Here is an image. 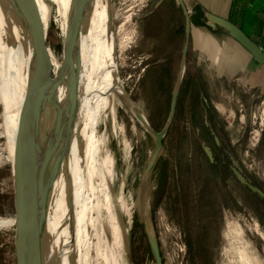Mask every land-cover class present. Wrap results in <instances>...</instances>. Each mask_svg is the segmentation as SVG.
<instances>
[{
    "label": "rangeland",
    "instance_id": "374dc122",
    "mask_svg": "<svg viewBox=\"0 0 264 264\" xmlns=\"http://www.w3.org/2000/svg\"><path fill=\"white\" fill-rule=\"evenodd\" d=\"M158 1L111 0L119 77L136 103L131 108L120 97L119 120L127 145L119 148L112 141L119 155L118 184L125 183L134 210L129 264H159L157 252L161 264H241L231 237L252 248L244 246L248 264H264V63L253 60L251 71L236 77L223 71L222 78L199 51L188 50L184 59V35L177 37L169 29L160 35L149 29V15ZM13 2L0 0V124L4 126ZM169 4L173 6L171 0ZM57 12L54 5L39 62V68L46 66L50 76L48 90L54 109L57 96L53 89L60 70L65 69L66 56L64 18ZM178 20L175 14L168 27L185 24L183 17ZM234 57L239 66L249 59L242 48ZM53 58L60 68L53 65ZM184 62L175 116L155 154L156 135L140 115L155 132H163ZM31 99L30 137L57 215L58 120L34 92ZM3 132L1 126L0 264H35ZM145 190L157 246L148 236L145 213L139 206ZM80 263L87 264L83 259Z\"/></svg>",
    "mask_w": 264,
    "mask_h": 264
},
{
    "label": "bare ground",
    "instance_id": "6f19581e",
    "mask_svg": "<svg viewBox=\"0 0 264 264\" xmlns=\"http://www.w3.org/2000/svg\"><path fill=\"white\" fill-rule=\"evenodd\" d=\"M13 1L16 4L17 0ZM36 1L40 16L33 42L23 53L12 50V92L6 99L9 111L7 126L13 128L10 136L12 144L23 100L19 94L22 79L29 83L36 98L50 106L51 114L58 120L55 169L60 171V196L58 214L52 212L53 224L48 230L51 262L81 264L83 259L87 264H129V234L134 223V210L130 195L125 191V183L118 184L119 155L112 147L113 140L119 148H125L127 141L119 120L123 102L115 92V88L122 87L123 82L115 63L116 40L111 0ZM54 5L64 18V51L69 60L65 69L60 70L53 89L57 96L56 109L51 105L48 90L50 76L46 66L39 68ZM244 50L252 56L246 48ZM52 63L61 67L54 58ZM143 122L154 133L148 127V121L145 119ZM1 126L4 128L3 135L7 136L6 127ZM139 206L145 213L148 236L157 246L147 190L142 192ZM231 238L241 264H248L244 246L251 247L238 243L235 237ZM57 254L60 256L59 263L55 259Z\"/></svg>",
    "mask_w": 264,
    "mask_h": 264
},
{
    "label": "water",
    "instance_id": "95a60500",
    "mask_svg": "<svg viewBox=\"0 0 264 264\" xmlns=\"http://www.w3.org/2000/svg\"><path fill=\"white\" fill-rule=\"evenodd\" d=\"M40 16V9L36 0H17L11 26V38L9 40V52L22 51L25 52L33 42L35 37V28ZM232 31L235 37L251 52L253 58L259 62L264 63V52L263 50L248 36H246L241 30L232 26ZM189 32H190V21L187 22V37L186 45L183 51L184 59L188 52L189 46ZM21 47V49H19ZM11 48V49H10ZM14 56V54H12ZM20 60L23 54L19 55ZM11 60V55H10ZM9 60V62H10ZM19 61V59H18ZM69 62L68 58H64V64ZM115 63L117 65V56L115 53ZM184 64L182 67L181 75L178 82V87L175 90L173 96V104L169 119L164 127L163 132L158 133L153 130L156 135V150L155 154H158L163 146V135L164 132L169 128L172 120L175 116L177 98L179 95V86L182 78ZM19 70V69H18ZM119 72V70H118ZM11 69L7 68V85L6 92H12V82L11 80ZM22 75V74H21ZM21 93L20 97L23 99L21 104L20 113L18 116V124L16 128V135L13 138L12 144L10 136L13 132V128L7 126V121L9 120V111L5 104V130L7 133V146L9 155L11 156L12 173L15 184V191L19 203V207L24 217L28 228L29 235L31 239L32 252L35 264H52L50 258V249L48 241L50 239V233L48 232L53 224L51 220L52 216V205L49 201L47 195V188L44 182V175L41 171L39 159L37 157L36 149L31 141L30 137V109H31V98L32 89L22 79L21 81ZM19 84V86H20ZM20 90V89H19ZM115 91L119 96L128 104L129 107L135 108L136 103L131 98V95L124 89V87H117ZM23 96V97H22ZM140 115V114H139ZM140 117L145 120L141 115ZM152 163L149 164V167ZM55 169V167H54ZM59 169H55V193L56 198L60 196V186H59ZM43 175V176H42ZM63 224L64 218H62ZM56 240V236H55ZM70 240H72L70 238ZM58 253V252H57ZM74 255V252L72 253ZM56 261L60 262V256L57 254L55 256ZM73 259V257H72ZM158 263L161 264L160 254L157 252ZM73 264V263H72Z\"/></svg>",
    "mask_w": 264,
    "mask_h": 264
},
{
    "label": "crops",
    "instance_id": "0c3cea01",
    "mask_svg": "<svg viewBox=\"0 0 264 264\" xmlns=\"http://www.w3.org/2000/svg\"><path fill=\"white\" fill-rule=\"evenodd\" d=\"M171 1L172 7L170 4L167 5L169 0H159L156 3L155 10L160 7L161 18L157 19L154 25L160 35L168 29L173 30L175 36H185L186 45L187 22L189 20L188 50L191 49L193 53L199 51L203 61L216 75L223 78V71H225L224 74L236 77L241 72L253 69L252 62L255 59L247 51L249 59H245V62L240 66L236 65L235 54L241 48L242 51H245L246 47L235 37L232 26L241 30L264 51V0ZM169 14H172V19L168 18ZM175 14L176 17L179 15L178 22L180 17H183L185 24L173 29V27H168V22L173 21ZM175 20L177 21V19ZM3 97L8 109L6 86L3 90Z\"/></svg>",
    "mask_w": 264,
    "mask_h": 264
},
{
    "label": "flooded vegetation",
    "instance_id": "af4514ba",
    "mask_svg": "<svg viewBox=\"0 0 264 264\" xmlns=\"http://www.w3.org/2000/svg\"><path fill=\"white\" fill-rule=\"evenodd\" d=\"M159 18H161V9H160V7L157 9V10H155V11H153L152 13H151V15H149V19H148V24H150L149 25V29H156V27H155V25H154V23H155V21H157V19H159ZM168 18H171L172 19V14H169L168 15ZM171 22H168V25L170 24ZM152 30V31H153ZM158 30H156V32H157Z\"/></svg>",
    "mask_w": 264,
    "mask_h": 264
}]
</instances>
